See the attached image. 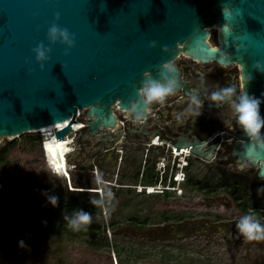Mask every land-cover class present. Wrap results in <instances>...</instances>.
<instances>
[{
	"label": "water",
	"instance_id": "obj_1",
	"mask_svg": "<svg viewBox=\"0 0 264 264\" xmlns=\"http://www.w3.org/2000/svg\"><path fill=\"white\" fill-rule=\"evenodd\" d=\"M54 24L75 36L73 48L49 40ZM41 44L43 61L34 51ZM181 53L239 65L241 85L252 77L242 90L264 101V71L257 68L264 65V0H0V142L68 121L54 132L57 140L99 138L107 154L108 132L119 126L116 107L126 111L139 101L145 80L163 82L161 66ZM174 75L176 89L185 88L178 69ZM138 111L147 114L142 101ZM79 122L84 127L75 131ZM236 137L232 156L241 164L254 146L244 131ZM256 151L264 164V149L257 144Z\"/></svg>",
	"mask_w": 264,
	"mask_h": 264
},
{
	"label": "rangeland",
	"instance_id": "obj_2",
	"mask_svg": "<svg viewBox=\"0 0 264 264\" xmlns=\"http://www.w3.org/2000/svg\"><path fill=\"white\" fill-rule=\"evenodd\" d=\"M211 33L213 46H218V32ZM31 136L40 140L17 138V146L10 152L8 162L0 165V264H239L242 260L244 250L239 254L232 251L233 247L224 245L222 236L214 238L207 249L204 236L188 234L187 230L194 227L196 221L235 219L245 213L226 210L223 205H208L211 197L189 187L187 181L181 184L182 196L177 193L169 196L146 191L140 193L110 186V183L135 184V181L124 179L123 175L132 159L125 166L117 165L114 171L107 166H94V142L100 140L80 134L73 144L75 151L67 157L71 179L58 175L46 161L44 135L36 132ZM11 140L5 138L0 147ZM214 164L195 163L186 172L187 179L206 175L208 166ZM257 170V165L247 164L240 172L246 174L250 171L251 176H255ZM98 178L106 182H98ZM76 187L100 188L103 193L77 192L73 190ZM106 191L115 193L112 203L107 206V211L102 208L92 214L91 223L102 222L106 226L103 235L110 242H117L126 249L134 247L131 259L125 252L120 260L113 251L89 248L85 243L88 239L86 232L82 228L74 230L67 224L66 217L74 213L68 208L72 197L82 193L89 199L100 198ZM220 194L223 196L226 192L221 190ZM50 196L57 197L56 206L49 202ZM11 205L22 207L19 217L12 216ZM36 214L45 217L48 229L32 218ZM111 219H116L120 225L109 228ZM129 219L147 224L137 227L129 224ZM176 225L182 227L174 232L171 227ZM21 240L25 241L26 248L20 247Z\"/></svg>",
	"mask_w": 264,
	"mask_h": 264
},
{
	"label": "flooded vegetation",
	"instance_id": "obj_3",
	"mask_svg": "<svg viewBox=\"0 0 264 264\" xmlns=\"http://www.w3.org/2000/svg\"><path fill=\"white\" fill-rule=\"evenodd\" d=\"M212 38L213 33L210 39L213 45ZM172 63L179 70V78L186 87L176 89L163 103L148 105L147 114L140 119H134L130 112L116 107L119 126L108 132V135H111V148L109 153L105 154L101 141L94 142L93 165L100 168L107 166L114 171L117 165L125 166L127 161L132 159V164L125 168L123 175L124 179L135 181V184L127 183V185H145L146 177L153 173L152 175L156 174L155 177L161 180L162 184L164 183V187L170 183L175 189L177 185L174 179L177 175L184 172L186 174L184 182L189 181L190 178L187 179L186 172L195 163H215L208 166L209 171L206 175L199 176L200 180L242 174L240 163L236 161L232 153L240 143V139L236 136L244 130L231 112V100L217 102L211 99L214 91L229 85L237 90L234 97L242 91L241 67L237 64L225 66L215 60L202 63L183 53ZM193 95L201 101V115L196 118L191 117L187 111ZM178 148H180L179 151ZM194 148L210 154V157L205 158L192 152L191 149ZM179 164L184 167L183 170L178 169ZM222 171H226L228 175L225 176ZM246 174L264 181V178H258L257 172L255 176H251L250 171ZM189 187L192 188L191 185ZM127 189L136 190L135 187ZM222 191L226 192L224 197L220 194L221 190L213 194L205 193L211 197L208 205H223L226 210L252 214V211L247 212L239 208L228 190L222 189ZM238 220L239 218H220L211 221L207 218L201 222L196 221L194 227L187 231L188 234L204 236L207 249H210L214 238L222 236L224 245L233 247L232 251L239 254L244 250L245 253L241 255L243 257L239 264H264V241L245 240L236 227ZM260 222L264 223V221ZM197 227L201 228L198 232L195 230Z\"/></svg>",
	"mask_w": 264,
	"mask_h": 264
},
{
	"label": "clouds",
	"instance_id": "obj_4",
	"mask_svg": "<svg viewBox=\"0 0 264 264\" xmlns=\"http://www.w3.org/2000/svg\"><path fill=\"white\" fill-rule=\"evenodd\" d=\"M57 15H59V13ZM48 38L53 43L61 40L64 44L68 45L69 49L75 46V36L70 33L67 28H62L55 24L49 28ZM34 51L37 54L38 60L43 61L48 58L43 44L39 45ZM257 68L261 71H264V65H262L260 62L257 63ZM176 70L177 67L172 62H165L161 66V76L163 78V82L156 79L145 80L143 83V87L138 94L140 100L133 103L131 105V108L127 109L126 111H129L130 113H136L134 119H140V117L144 115L143 112L138 111L140 109L141 101L145 107L154 103H163L168 96L172 95L176 91L177 81L174 75ZM168 74H173V78L170 79ZM251 79V76H247L245 79V84H242L241 88L244 89L246 87V84L250 82ZM236 91L237 90L234 86L229 85L227 87L214 91L211 94V99L217 102L231 100V112L234 115L237 123L241 126V128L244 130V132L252 142L254 147L251 151L255 153V155L249 156L246 160H244L240 164V168L241 170H243L246 168L248 161H254L258 166V174L264 177V164L259 163L260 152L256 151L257 144H259L260 149H264V115L261 114V104L264 103V101H261L260 98L254 95H249L246 90H242L234 97ZM200 109L201 101L197 96L193 95L191 99V105L189 106L187 111L188 113H190L191 117L196 118L201 115ZM38 133L43 134L42 132ZM176 164L177 162L175 163L174 167H176ZM178 169L183 170L184 167L179 164ZM98 182H102L100 178H98ZM174 183L177 186H180L184 183V180L182 179V183H180L177 178H175ZM110 186L122 187V185L113 183H110ZM257 191L264 193V188H260ZM91 192L100 193L97 191ZM113 198L114 194L111 191H106V194H102L100 198H90V202L93 205L104 208L105 211H107V206L111 205ZM48 199L53 206L57 205L58 200L56 196H50L48 197ZM92 219V214L83 210H78L74 212L70 217H66L68 226H70L74 230H79L82 227L90 224L92 222ZM236 227L239 234L243 236L245 240L264 241V223H261L256 216L252 214L242 215L236 223ZM19 244L21 248L27 247L25 241L23 240H21Z\"/></svg>",
	"mask_w": 264,
	"mask_h": 264
},
{
	"label": "trees",
	"instance_id": "obj_5",
	"mask_svg": "<svg viewBox=\"0 0 264 264\" xmlns=\"http://www.w3.org/2000/svg\"><path fill=\"white\" fill-rule=\"evenodd\" d=\"M31 134L28 133L20 136L25 141H39V137H32ZM18 140L13 139L2 147H0V165L8 162V157L10 152L17 146ZM224 175H228L226 171H222ZM71 179V178H70ZM146 183L150 182L151 185H157L159 180L152 175L146 177ZM146 185V186H151ZM187 185H191L193 188H196L204 193L213 194L222 189H226L229 191L232 199L236 205L244 211H252V215L256 216L260 221H264V193L258 192L257 190L260 188H264V181L258 180L256 177L252 178L248 174H240V175H232L221 178H214L211 180H200L199 178H190L187 181ZM79 188V187H76ZM94 191V190H91ZM85 192V191H82ZM156 192V191H149ZM86 193V192H85ZM169 193V192H166ZM115 195V193H114ZM87 194H78V196H74L71 198L70 203L68 204V208L70 211H78L83 210L86 212H90L91 214H95L97 211H101L102 208L93 205L90 202V199L86 197ZM169 196V195H166ZM12 216L19 217L20 211H22V207H16L11 205ZM26 215H23L24 217ZM32 218L38 222L39 225L45 226L47 229L49 228V224L46 223V219L43 216L38 214L32 215ZM129 224L143 227L147 223H139L136 220L129 219ZM120 225V222L116 221V219H111L109 223V228L115 229ZM143 225V226H142ZM83 231L88 235V239L85 241L87 246L93 250H110L113 251L120 260L123 258L124 252L128 254L129 259H131L132 253L135 252L134 247H129L126 249L125 247L120 246L117 242L112 243L108 239L107 236H104L103 233L106 232V226L100 222L99 224L90 223L84 227H82ZM141 258V255H138Z\"/></svg>",
	"mask_w": 264,
	"mask_h": 264
},
{
	"label": "bare ground",
	"instance_id": "obj_6",
	"mask_svg": "<svg viewBox=\"0 0 264 264\" xmlns=\"http://www.w3.org/2000/svg\"><path fill=\"white\" fill-rule=\"evenodd\" d=\"M68 123H69L68 121H64L61 124L51 125L49 127H45L40 130L44 135L43 148L48 165L51 166V168L55 171L56 174L66 175V177L70 178L69 162L67 157L69 154L75 151L73 148L75 139L73 137H69L66 141H59L54 137V132L58 129H61L62 127H66ZM76 125L77 126L75 131H79L84 127L81 122H79ZM178 179H181V181L179 182L182 183V177L177 178V180ZM177 189H181V185L178 186ZM153 191L156 190L153 189ZM166 192H171V191H169L168 189Z\"/></svg>",
	"mask_w": 264,
	"mask_h": 264
},
{
	"label": "built area",
	"instance_id": "obj_7",
	"mask_svg": "<svg viewBox=\"0 0 264 264\" xmlns=\"http://www.w3.org/2000/svg\"><path fill=\"white\" fill-rule=\"evenodd\" d=\"M78 116H80V113L78 112ZM76 124H74L73 125V127H74V130L76 129ZM84 126V125H83ZM108 150H110V148L108 149ZM176 156V153L174 154V157ZM162 172H163V169H162ZM186 174L184 173V172H180L178 175H177V178H181L182 177V179H184V176H185ZM101 181H105V180H103V179H100ZM100 185V184H99ZM122 187H125V188H129V187H135V189L138 191V192H140V193H142V192H144V191H146V192H148V193H161V194H167V195H173V194H176L177 193V195H183V190L182 189H175L170 183H168L167 184V187H164L163 186V184H162V182H161V180L159 181V184H157V185H151V186H145V185H142V184H139V185H137V186H131V185H127V184H125V185H122ZM157 188V189H156ZM153 189H155L156 190V192H149L150 190H153ZM169 189V191H171L170 193H166V191ZM95 191H97V192H100V193H102L103 192V190L102 189H100V188H98V189H95Z\"/></svg>",
	"mask_w": 264,
	"mask_h": 264
}]
</instances>
